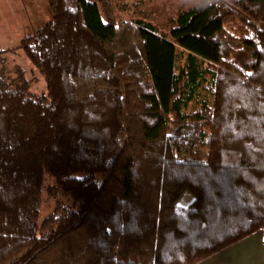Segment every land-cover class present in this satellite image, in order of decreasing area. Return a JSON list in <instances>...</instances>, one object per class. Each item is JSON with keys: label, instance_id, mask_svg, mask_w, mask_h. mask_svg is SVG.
Here are the masks:
<instances>
[{"label": "trees", "instance_id": "trees-1", "mask_svg": "<svg viewBox=\"0 0 264 264\" xmlns=\"http://www.w3.org/2000/svg\"><path fill=\"white\" fill-rule=\"evenodd\" d=\"M127 1L47 0L19 44L46 95L0 74V264H197L264 230V0L166 33ZM46 175L80 203L38 224Z\"/></svg>", "mask_w": 264, "mask_h": 264}, {"label": "rangeland", "instance_id": "rangeland-1", "mask_svg": "<svg viewBox=\"0 0 264 264\" xmlns=\"http://www.w3.org/2000/svg\"><path fill=\"white\" fill-rule=\"evenodd\" d=\"M96 1V0H89ZM128 9L123 13L117 4L114 14L118 20L140 19L155 25L161 32H168L171 21L177 14L198 3V0H128ZM50 19L47 0H0V74L13 86L27 95H46L44 76L28 60L19 44L22 38L31 35ZM81 176V174H78ZM70 195L57 187L48 175L42 184V196L36 222L39 224L56 206L70 209L79 207Z\"/></svg>", "mask_w": 264, "mask_h": 264}, {"label": "crops", "instance_id": "crops-1", "mask_svg": "<svg viewBox=\"0 0 264 264\" xmlns=\"http://www.w3.org/2000/svg\"><path fill=\"white\" fill-rule=\"evenodd\" d=\"M197 264H264V230Z\"/></svg>", "mask_w": 264, "mask_h": 264}]
</instances>
